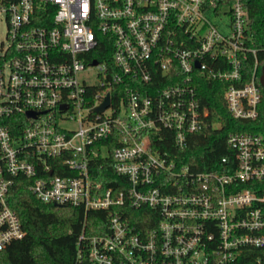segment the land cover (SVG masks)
<instances>
[{"label":"built area","instance_id":"built-area-1","mask_svg":"<svg viewBox=\"0 0 264 264\" xmlns=\"http://www.w3.org/2000/svg\"><path fill=\"white\" fill-rule=\"evenodd\" d=\"M0 35V252L25 236L6 202L20 179L43 204L83 210L75 264H264V196L237 189L264 182L263 137L230 136L227 173L177 154L220 125L200 78L225 84L235 119L258 115L245 0H0ZM109 159L114 186L94 178ZM91 211L104 232L86 233Z\"/></svg>","mask_w":264,"mask_h":264},{"label":"trees","instance_id":"trees-1","mask_svg":"<svg viewBox=\"0 0 264 264\" xmlns=\"http://www.w3.org/2000/svg\"><path fill=\"white\" fill-rule=\"evenodd\" d=\"M245 6L254 38L253 45L258 50L257 80L264 72V0H245ZM93 55L99 62L111 66V49L101 46ZM253 65V57H249L243 67L244 80L249 81ZM198 81V97L208 109L209 120L219 122L220 125L216 129L206 128L199 134L190 135L185 148L177 154L181 162L187 164L194 173H227L226 166L234 158V151L227 144L230 136L235 133H255L264 140V88L257 80L262 97L257 107L258 115L254 120L242 121L232 117L226 109L222 98L225 84L201 78ZM222 159H226V162L223 163ZM52 171L54 175H75V172L66 169ZM100 172L103 173L94 176L96 182L104 186L118 184L110 159ZM237 189H251L257 195L264 196V182L239 184ZM9 190L7 205L16 211L25 236L0 252V264H75L83 210L68 205L57 207L50 203L43 204L27 190V182L24 180L18 179ZM106 218V212H88L85 219L86 233L95 235L104 232Z\"/></svg>","mask_w":264,"mask_h":264},{"label":"water","instance_id":"water-1","mask_svg":"<svg viewBox=\"0 0 264 264\" xmlns=\"http://www.w3.org/2000/svg\"><path fill=\"white\" fill-rule=\"evenodd\" d=\"M96 63H97L96 60H94V62L92 63V65H94ZM260 84L264 88V72H262V74H261ZM109 103H110L109 98H108V96H106V98L104 99V103L101 106L95 108L94 111L100 112V113L103 112L105 110V108H107L109 106ZM54 206L62 207V206H59V205H54Z\"/></svg>","mask_w":264,"mask_h":264},{"label":"rangeland","instance_id":"rangeland-1","mask_svg":"<svg viewBox=\"0 0 264 264\" xmlns=\"http://www.w3.org/2000/svg\"><path fill=\"white\" fill-rule=\"evenodd\" d=\"M2 35H0V39H1Z\"/></svg>","mask_w":264,"mask_h":264}]
</instances>
